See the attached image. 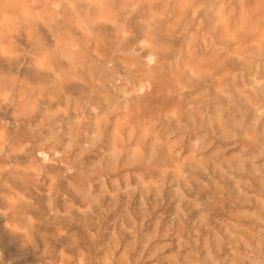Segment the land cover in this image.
Listing matches in <instances>:
<instances>
[{
    "label": "rangeland",
    "instance_id": "1",
    "mask_svg": "<svg viewBox=\"0 0 264 264\" xmlns=\"http://www.w3.org/2000/svg\"><path fill=\"white\" fill-rule=\"evenodd\" d=\"M0 264H264V0H0Z\"/></svg>",
    "mask_w": 264,
    "mask_h": 264
}]
</instances>
